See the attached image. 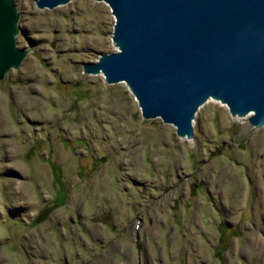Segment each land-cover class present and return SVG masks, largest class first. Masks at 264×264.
<instances>
[{
  "label": "rangeland",
  "instance_id": "rangeland-1",
  "mask_svg": "<svg viewBox=\"0 0 264 264\" xmlns=\"http://www.w3.org/2000/svg\"><path fill=\"white\" fill-rule=\"evenodd\" d=\"M0 80V264H264V126L210 98L180 137L124 81L84 64L116 49L103 0H14Z\"/></svg>",
  "mask_w": 264,
  "mask_h": 264
},
{
  "label": "water",
  "instance_id": "water-1",
  "mask_svg": "<svg viewBox=\"0 0 264 264\" xmlns=\"http://www.w3.org/2000/svg\"><path fill=\"white\" fill-rule=\"evenodd\" d=\"M103 1L115 16L116 49L85 63L86 73L124 81L142 116L174 125L180 137H194L193 120L210 98L264 126V0ZM19 19L14 0H0V80L30 51L18 46Z\"/></svg>",
  "mask_w": 264,
  "mask_h": 264
}]
</instances>
